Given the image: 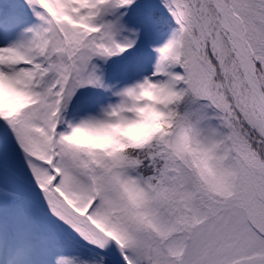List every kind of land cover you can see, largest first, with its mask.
I'll list each match as a JSON object with an SVG mask.
<instances>
[{
  "label": "snow or ice",
  "instance_id": "obj_1",
  "mask_svg": "<svg viewBox=\"0 0 264 264\" xmlns=\"http://www.w3.org/2000/svg\"><path fill=\"white\" fill-rule=\"evenodd\" d=\"M0 264H264V0H0Z\"/></svg>",
  "mask_w": 264,
  "mask_h": 264
},
{
  "label": "clouds",
  "instance_id": "obj_2",
  "mask_svg": "<svg viewBox=\"0 0 264 264\" xmlns=\"http://www.w3.org/2000/svg\"><path fill=\"white\" fill-rule=\"evenodd\" d=\"M80 139L87 141L89 138L86 136H81Z\"/></svg>",
  "mask_w": 264,
  "mask_h": 264
}]
</instances>
